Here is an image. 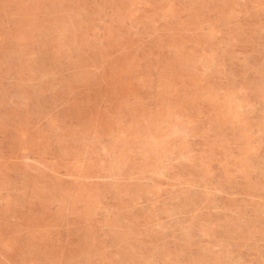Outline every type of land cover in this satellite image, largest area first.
<instances>
[{"label":"rangeland","instance_id":"rangeland-1","mask_svg":"<svg viewBox=\"0 0 264 264\" xmlns=\"http://www.w3.org/2000/svg\"><path fill=\"white\" fill-rule=\"evenodd\" d=\"M0 264H264V0H0Z\"/></svg>","mask_w":264,"mask_h":264}]
</instances>
